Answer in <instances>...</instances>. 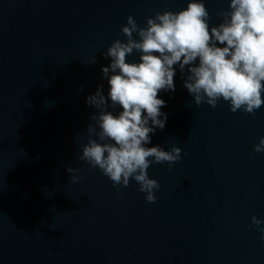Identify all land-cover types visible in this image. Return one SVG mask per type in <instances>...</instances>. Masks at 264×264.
Wrapping results in <instances>:
<instances>
[{
    "label": "water",
    "instance_id": "95a60500",
    "mask_svg": "<svg viewBox=\"0 0 264 264\" xmlns=\"http://www.w3.org/2000/svg\"><path fill=\"white\" fill-rule=\"evenodd\" d=\"M188 2L0 0V264H264L252 222L264 221V153L254 151L264 105L197 106L177 72L172 98L159 94L166 126L148 146L179 147L181 159L147 169L160 185L155 203L132 178L113 187L79 159L95 126L86 98L108 87L102 53L126 42L129 16L144 27ZM228 3L206 0L210 26Z\"/></svg>",
    "mask_w": 264,
    "mask_h": 264
},
{
    "label": "clouds",
    "instance_id": "9594fccd",
    "mask_svg": "<svg viewBox=\"0 0 264 264\" xmlns=\"http://www.w3.org/2000/svg\"><path fill=\"white\" fill-rule=\"evenodd\" d=\"M218 16L221 22L210 26L206 0H189L177 12H157L144 27L129 16L121 28L126 42L118 39L102 53L109 60L101 66L108 87L105 91L100 84L86 98V106L96 110L91 116L95 126L86 129L90 139L79 159L98 167L113 187H127L132 178L146 193V202L155 203L154 190L160 185L147 169L165 162L171 168L181 159L179 147L166 151L160 145L148 146L166 126L168 114L162 109L167 102L159 94L172 98L177 72L197 106L215 108L222 99L233 113L254 114L264 105V0H229L228 11ZM134 51L138 61L126 62ZM96 63L94 57L90 65ZM254 151L264 153V137ZM77 179L71 176L73 182ZM252 222L264 241V221L253 216Z\"/></svg>",
    "mask_w": 264,
    "mask_h": 264
}]
</instances>
